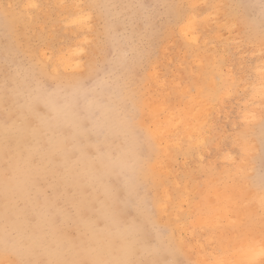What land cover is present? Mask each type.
<instances>
[{
    "label": "rangeland",
    "instance_id": "374dc122",
    "mask_svg": "<svg viewBox=\"0 0 264 264\" xmlns=\"http://www.w3.org/2000/svg\"><path fill=\"white\" fill-rule=\"evenodd\" d=\"M35 1L34 8L27 6L26 0H0V14L16 16L14 40L23 43V54L17 53L11 63L0 55V130L8 127L31 133L32 165L49 149L47 137H56L63 142L62 150L69 159L63 172L70 165L72 171L85 164L92 168L113 147L128 168L123 176L125 185L120 186V177H111L109 196L95 190L86 206L77 202L68 205L65 194H54V179L43 176L35 182L42 191L33 194L39 208L43 209V199L53 203L47 211L55 215L49 242L59 244L47 249L56 250L57 255L71 250L78 264L85 243L84 227L90 222L93 230L100 229L110 238L124 234L128 242L137 240V257H132L135 264H204L199 257L211 252L220 257V264H228L242 244L263 250L264 192L262 187L255 192L251 185L256 174L264 185V150L254 139L262 134L258 128L264 96L243 103L249 98L244 89L255 83L252 62L264 56V0H196L195 4L192 0H103L105 11L100 6L92 11L96 22L92 33H76L64 22L73 17H66L55 0ZM169 7L202 13L206 22L196 27V43L188 41L176 26L172 29ZM98 11L103 13L100 22ZM82 38L87 51L82 62L91 60L85 69L55 68L42 57L44 51L56 53ZM5 41L0 35V48ZM12 72L16 83L7 89L6 76ZM118 87L124 99L114 96ZM38 99L47 107L29 109ZM153 103L159 104L156 110ZM202 105L206 116L198 123L202 141L174 134L162 152L149 133L148 119L162 120L166 111H171L183 122L192 121L191 115ZM239 105L246 106L248 116L239 117ZM60 108L79 123L80 137L74 136L72 143L66 142L71 129L58 130L61 120L55 113ZM106 111L108 121L120 122L130 130L125 143L135 137L136 145L128 157L122 155L123 147L116 139L109 142L108 149L101 144L102 133L94 125H100ZM257 117L260 119L255 121ZM144 142L151 148L149 153ZM226 154L231 156L224 159ZM13 157L10 150L0 151L1 186L9 185L13 178ZM235 166L239 168L234 172ZM136 175L137 185L133 184ZM129 187L132 195L124 197ZM230 187L238 193L233 197L237 202L227 210L228 217L211 222L203 218L214 215L209 194L215 189L227 192ZM21 196L15 193L6 201L14 199L22 209ZM98 204H102L107 221L98 218ZM198 218L202 223H197ZM177 221L182 222L180 228ZM162 246L170 249L163 256L158 248ZM34 253L29 260L9 257L0 264H49L45 258H37L38 251ZM56 259L53 264H61L60 258ZM214 263L213 259L209 262ZM247 263L264 264V256Z\"/></svg>",
    "mask_w": 264,
    "mask_h": 264
},
{
    "label": "bare ground",
    "instance_id": "6f19581e",
    "mask_svg": "<svg viewBox=\"0 0 264 264\" xmlns=\"http://www.w3.org/2000/svg\"><path fill=\"white\" fill-rule=\"evenodd\" d=\"M66 1L67 0H55V4L62 9L63 14L66 17L67 15L73 17L65 18L64 22L71 26L76 33L88 31L92 33V31L95 30V27L93 26L96 23L93 19L94 16L92 11L95 10L96 6H100L101 9L105 11L102 7V5H105L103 0H69L70 4L65 3ZM195 3L196 0H192V4ZM26 4L29 7L35 8L36 1L26 0ZM98 12L99 16H97V22H100L103 20V13L101 11ZM167 12L172 16V29L173 26H176L179 32L185 36L188 41L196 43L199 39L196 27L199 24L206 22V20L201 17L202 13L195 10L186 13L170 7ZM224 16L225 13L223 14V17ZM16 19V16H7L4 13L2 16L0 14V21L2 22L0 35L6 40L5 46L0 48V55L4 57L7 63H11L17 53L23 54V43L14 40L16 32L13 25L15 24ZM252 27L254 28V26ZM100 32H104V26ZM84 38L81 40H75L72 45L64 46L65 48H60L56 53L52 52L50 49L47 50L48 54L44 51L42 52V57L50 61L55 68L60 67L64 70L70 68L85 69L86 65L89 64L88 62L91 60H88L85 64L82 62L83 58L87 57V51H85L86 48L84 47L86 41ZM252 63L253 66H251V73L255 83L250 86V88L244 89L246 96H249V98L245 99L243 104L253 101L254 97L257 95L264 96V56L257 57ZM33 70L35 71V67H33ZM6 77L8 78L7 89L14 88L16 83V73H8ZM119 89L121 88L118 87L115 89L116 93L114 96L124 99L121 90ZM218 91L219 90H214V93ZM198 102L200 103V101ZM31 104L32 105H30L29 109L39 105L44 108L47 107L45 101L41 99L35 100ZM153 104L156 110L159 107V104ZM245 107L246 106L243 107L239 105V117H243L244 115L248 116V110ZM203 109L204 107L202 105L199 109L193 112V115H191L192 121L185 120L183 122L181 116L175 118L171 111H166V115L162 120L159 118L148 119L147 123L150 127L149 133L155 139L157 146L161 148L162 152L166 151L174 134L182 135L183 137L185 136L186 139L195 140L197 143L202 141L203 138H201L199 134L198 123L202 118H206ZM55 114L56 118L61 120L58 130L63 129V127L72 130V132L68 130L66 142L72 143L74 136L80 137L79 131H77L79 123L66 109L60 108ZM186 115L187 114H185V116ZM108 117L109 111H106L102 116L100 125H94L96 128L95 130L102 133L101 144L108 149L110 147L109 142L116 139L123 147L122 155L128 157L130 149L136 145L134 142L135 137L130 139L128 143H125L127 142L125 140V135L130 130L120 122L108 121ZM259 119L260 118L257 117L255 121H258ZM261 122L262 125L258 128V131L262 134L260 137L255 135L254 139L256 138L257 141H259V144L261 145L260 149L263 151L264 112L262 114ZM43 125L44 124H41V126ZM30 134L31 133L28 132L11 130L8 127H2L0 130V151L4 153L10 150L14 153V157L12 158L14 161V168L12 170L13 178L9 185H0V260L9 257L29 260L35 255L34 252L38 251L36 254L37 258H45L49 264H53L54 260L57 261L56 258L58 257L60 258L59 262L61 264H75L71 250L57 255L56 250H48L46 247H49L50 244L56 246L59 244L57 241L49 242V231L52 228V221L55 215H50L47 211L52 209L53 203L50 200L43 199V209L39 208L36 196H33V194L42 193V191L35 185V182L43 179V176L52 180L54 179L52 185V192L54 194H65L68 205L77 202L86 206L91 204L92 198L89 194L95 192V190H101L105 198L109 196V180L111 177H120L117 179L120 182V186L125 185L123 176L124 173L128 171L126 170L128 168L122 165V162L117 157L116 150L113 147V150H109V153L104 155L94 167L91 168V166L85 164L84 167L79 169L75 168L72 171V165H70V168L63 172L62 168L64 162L66 159L67 161L69 159L66 158L65 152L62 150L63 142L57 140L56 137H47L46 143L50 145L49 149L42 152L40 162L37 165H32L34 148L32 147V135ZM11 142L15 143L14 146H12V148H7ZM196 142L195 145H197ZM144 144L146 143L144 142ZM146 147V151L149 153L151 148L147 144ZM230 156V154H226L224 159ZM238 168V166H235L232 171L235 172ZM252 169H254V167H252ZM138 177L139 175H136L133 184L137 185ZM34 185L36 186V192H34ZM259 187H262V192H264V185L261 182V176L256 174L251 188L257 192ZM15 193L22 195L21 201L24 203V206L20 207L22 209L17 207L16 200L10 199L6 201V197H12ZM237 193L238 189L233 187H230L227 192L219 189L213 190L209 195L210 198H212L211 205L214 209V215L210 218H203L211 222L216 217H228L227 210L231 205L237 202L236 199H233ZM127 195H132L131 187L125 191L124 197ZM95 211L98 214V218L107 221V215L102 208V204H98ZM24 212H28V214H23ZM31 218L32 220H30ZM202 220V218H198L197 223H202ZM180 224H182V222L177 221L176 227L180 228ZM32 229H35L37 233H33L35 231L32 232ZM84 230L83 241L85 243L82 246L83 254H81L79 258L81 259L79 262H81H78V264H135V260H132V257L134 255V259L137 257V254H135L137 251V240L135 242H128L124 234H119L114 238H110L108 233L102 232L100 229L98 232L93 230V225L90 222L85 225ZM178 239L182 240V237ZM26 243L31 244L27 245ZM158 248L161 250L162 256L166 252H170V249L167 246ZM226 248L227 247L224 246V249ZM258 248L260 247L248 243L238 246L233 252L235 253L232 256L233 259L229 261L228 264H248V261L259 256H264V249L262 250V248ZM150 251L153 252V250ZM57 252L60 253L59 250H57ZM199 258L204 264H209L212 259L215 262L214 264H220V261L218 260L220 257L213 252L205 257L200 256Z\"/></svg>",
    "mask_w": 264,
    "mask_h": 264
}]
</instances>
